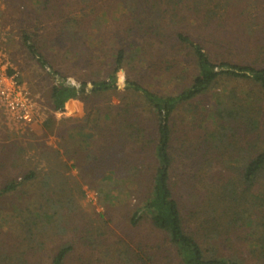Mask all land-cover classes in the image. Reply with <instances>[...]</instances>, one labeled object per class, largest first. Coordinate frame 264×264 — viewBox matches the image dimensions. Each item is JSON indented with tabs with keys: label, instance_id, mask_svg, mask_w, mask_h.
I'll return each instance as SVG.
<instances>
[{
	"label": "rangeland",
	"instance_id": "obj_1",
	"mask_svg": "<svg viewBox=\"0 0 264 264\" xmlns=\"http://www.w3.org/2000/svg\"><path fill=\"white\" fill-rule=\"evenodd\" d=\"M161 28L188 33L216 63L264 67V0H0V67L25 84L39 119L24 124L0 106V189L18 184L0 196V264H51L65 244L71 251L64 264H181L143 209L156 165L157 117L126 87L134 81L174 95L192 83L191 50L152 38ZM24 34L66 82L88 89L113 71L118 49L133 44L139 53L117 71L116 91L88 94L56 113L50 91L60 79L29 53ZM256 90L246 80L219 78L172 118L173 193L184 229L202 247L217 245L244 264H259L251 227L208 235L235 217L233 203L220 195L230 180L243 188L240 154L264 148L263 128L224 126L220 101L246 104L258 99ZM97 122L106 128L94 129ZM108 142L118 146L115 168L92 170L89 154L100 156ZM105 151L112 159L114 150ZM137 210L140 220L132 224Z\"/></svg>",
	"mask_w": 264,
	"mask_h": 264
},
{
	"label": "trees",
	"instance_id": "obj_2",
	"mask_svg": "<svg viewBox=\"0 0 264 264\" xmlns=\"http://www.w3.org/2000/svg\"><path fill=\"white\" fill-rule=\"evenodd\" d=\"M137 5L138 3L136 2V9ZM131 29L137 30L134 25L131 26ZM151 37L154 39L158 38L164 43L168 42V38H171L174 45L172 50L178 46L185 49L189 48L195 61L197 74L189 86L174 95H160L139 85L137 82H127L126 87L141 96L145 105L155 113L158 123L157 140L153 151L156 165L151 184L152 189L149 197L143 203V209L150 215L153 226L164 233L175 248L181 264H244L245 258L235 255H224L220 252L217 245L211 244L208 248L202 247L197 238L184 229L180 206L173 193L172 175L175 159L171 151L172 118L179 106L189 103L207 92L219 78L220 80L222 78L242 79L255 85L258 99L252 98L251 102L246 104L242 102L239 106L233 105L235 107H232V105L228 106L226 102L220 101V120L224 121V126L228 124V129L232 128L229 122H234L247 128L249 127L246 133L249 130L257 131L260 127L264 130V104L261 103L264 100V67L233 64L224 59L216 63L204 49L202 43L197 42L183 31L177 30L172 33H165L161 28L154 32ZM23 41L29 53L39 61L40 65L46 70L49 69L50 75L60 79L53 84L50 91L52 109L56 113L64 112L69 103L76 99H84L88 94L100 95L116 91L117 71L127 61L134 60L139 53L133 44L128 45V48L118 49L113 59V71L106 75L105 78L93 82V87L88 89L84 82L80 86L66 82L61 72L56 70L42 56V53L28 34L23 35ZM235 108L237 109L235 110ZM95 128L103 131L106 127L99 126V122H97ZM101 147H103L100 148L103 153L100 156L96 157L93 152L89 154L92 170L104 172L109 169L108 167L114 169L115 162H117L114 152H116L115 147L118 146L115 145L114 147L113 144L108 142ZM110 149L111 151L114 150L111 155L113 160L105 156V154L108 155V151L106 152L105 150ZM240 150H245V148L240 147ZM245 154L247 153L242 152L240 154L241 159L238 162V180L243 185L242 190L239 192L238 188H235L236 182L234 183L230 180L223 186V191L220 195V200L229 199L233 203L235 217L227 221V227H220V230L216 226L212 227L208 236L215 238L220 235L221 231H230L234 227H237L238 230H242L244 227H251L252 232L256 235L250 243L251 255L259 264H264V148L258 147L254 153H249L246 156ZM17 187L18 184L16 182H9L0 189V196L12 193ZM234 203H236L235 206L238 208L234 206ZM244 207L245 210L239 211ZM139 212L137 210L132 216V224H136L140 220ZM245 212L256 216L255 218H251L252 215L245 217ZM70 251V244L60 247L51 264H64Z\"/></svg>",
	"mask_w": 264,
	"mask_h": 264
},
{
	"label": "built area",
	"instance_id": "obj_3",
	"mask_svg": "<svg viewBox=\"0 0 264 264\" xmlns=\"http://www.w3.org/2000/svg\"><path fill=\"white\" fill-rule=\"evenodd\" d=\"M0 106L16 121L34 124L39 121L36 104L25 84L6 66L0 67Z\"/></svg>",
	"mask_w": 264,
	"mask_h": 264
}]
</instances>
